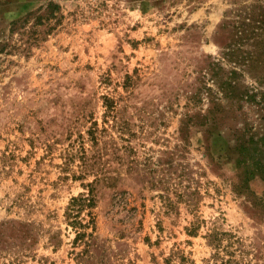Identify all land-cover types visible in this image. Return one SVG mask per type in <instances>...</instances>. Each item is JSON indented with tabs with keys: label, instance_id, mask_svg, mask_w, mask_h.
I'll list each match as a JSON object with an SVG mask.
<instances>
[{
	"label": "rangeland",
	"instance_id": "1",
	"mask_svg": "<svg viewBox=\"0 0 264 264\" xmlns=\"http://www.w3.org/2000/svg\"><path fill=\"white\" fill-rule=\"evenodd\" d=\"M251 138L264 0H0V264H264Z\"/></svg>",
	"mask_w": 264,
	"mask_h": 264
},
{
	"label": "trees",
	"instance_id": "2",
	"mask_svg": "<svg viewBox=\"0 0 264 264\" xmlns=\"http://www.w3.org/2000/svg\"><path fill=\"white\" fill-rule=\"evenodd\" d=\"M52 7V5H51ZM54 8H58V5L53 4ZM262 143L264 144V139H262ZM238 152L242 155V158L239 160V163H247L251 161L253 164L252 167H248L246 170V173L248 175H254L256 172H259L263 178H264V164L260 161V156L262 154V148L259 146V142L255 141L253 138H251L248 143L244 142L242 143L239 148ZM75 203L81 202L85 204L87 201H92V199H86V198H75L73 200ZM220 240V237L217 235L216 238H214L215 243L218 244V241Z\"/></svg>",
	"mask_w": 264,
	"mask_h": 264
}]
</instances>
